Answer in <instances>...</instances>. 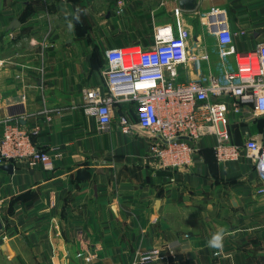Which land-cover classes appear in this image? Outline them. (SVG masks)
I'll return each mask as SVG.
<instances>
[{
  "label": "crops",
  "instance_id": "crops-1",
  "mask_svg": "<svg viewBox=\"0 0 264 264\" xmlns=\"http://www.w3.org/2000/svg\"><path fill=\"white\" fill-rule=\"evenodd\" d=\"M214 10H224L231 51L264 43V0H196L195 10L178 0H0V135L3 120L17 118L54 167L0 163V264H133L136 251L176 241L167 264H264V192L243 147L248 138L264 144V115L229 113V139L242 146L236 159L216 160L205 136L192 163L168 170L148 158L153 137L133 103H115L106 130L81 107L84 91L103 83L107 49L151 45L155 27L176 31L181 11L195 53L209 51L215 37L198 14ZM200 59L179 77L223 69L215 50ZM225 59L232 67V53ZM221 228L219 251L208 241Z\"/></svg>",
  "mask_w": 264,
  "mask_h": 264
},
{
  "label": "built area",
  "instance_id": "built-area-1",
  "mask_svg": "<svg viewBox=\"0 0 264 264\" xmlns=\"http://www.w3.org/2000/svg\"><path fill=\"white\" fill-rule=\"evenodd\" d=\"M198 18L204 30L215 37L212 49L205 48L202 55L192 53L190 29L182 12L176 11V31L170 25L155 27L151 45L107 49L101 70L103 83L87 88L83 95V113L95 117L101 130L112 123L115 103H133L139 125L153 137L148 158L168 170L192 163L194 142L205 136L213 137L216 160L236 159L242 146L229 139V113L239 118L250 107L254 115H264V43L247 52L231 51L232 34L224 10L201 12ZM47 38L38 41L41 51L48 46ZM212 50L221 57L222 71L199 79L179 77L182 65L190 59H207ZM228 53H232V67L225 65ZM60 111L44 110L49 116ZM126 121L121 116L123 129L128 128ZM243 147L258 172V191L264 192V144L248 138ZM7 161H22L28 168H54L51 156L32 142L17 118L2 123L0 163ZM177 245L178 241L136 251L133 264H167Z\"/></svg>",
  "mask_w": 264,
  "mask_h": 264
},
{
  "label": "clouds",
  "instance_id": "clouds-1",
  "mask_svg": "<svg viewBox=\"0 0 264 264\" xmlns=\"http://www.w3.org/2000/svg\"><path fill=\"white\" fill-rule=\"evenodd\" d=\"M80 13H81V10L79 8H77L76 13L73 16V19L76 22L80 21ZM73 27H74V24L72 23V21H69L68 22V28L71 30ZM225 232H226V230L222 229V228L219 229L217 232H215L211 236L210 240L208 241V246L212 249L222 251L223 250V242H224V238H225Z\"/></svg>",
  "mask_w": 264,
  "mask_h": 264
},
{
  "label": "water",
  "instance_id": "water-1",
  "mask_svg": "<svg viewBox=\"0 0 264 264\" xmlns=\"http://www.w3.org/2000/svg\"><path fill=\"white\" fill-rule=\"evenodd\" d=\"M179 8L182 10H195L196 0H178ZM1 227V222H0Z\"/></svg>",
  "mask_w": 264,
  "mask_h": 264
},
{
  "label": "rangeland",
  "instance_id": "rangeland-1",
  "mask_svg": "<svg viewBox=\"0 0 264 264\" xmlns=\"http://www.w3.org/2000/svg\"><path fill=\"white\" fill-rule=\"evenodd\" d=\"M192 33V32H191ZM189 45H190V48H191V51L193 53V51H195V46L193 45L192 43V40L190 39L189 40ZM204 53V48L199 50L198 54L202 55ZM194 54V53H193ZM202 59H205V58H201L200 61H202Z\"/></svg>",
  "mask_w": 264,
  "mask_h": 264
}]
</instances>
